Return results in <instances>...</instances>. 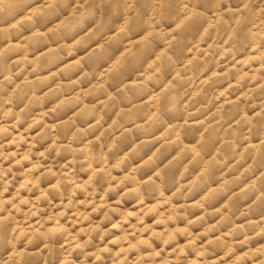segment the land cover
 Segmentation results:
<instances>
[{"label": "rangeland", "instance_id": "374dc122", "mask_svg": "<svg viewBox=\"0 0 264 264\" xmlns=\"http://www.w3.org/2000/svg\"><path fill=\"white\" fill-rule=\"evenodd\" d=\"M0 264H264V0H0Z\"/></svg>", "mask_w": 264, "mask_h": 264}]
</instances>
